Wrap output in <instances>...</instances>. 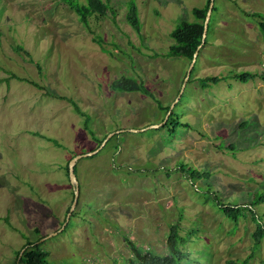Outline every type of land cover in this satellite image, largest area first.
I'll return each instance as SVG.
<instances>
[{
	"label": "rangeland",
	"instance_id": "374dc122",
	"mask_svg": "<svg viewBox=\"0 0 264 264\" xmlns=\"http://www.w3.org/2000/svg\"><path fill=\"white\" fill-rule=\"evenodd\" d=\"M108 2L87 26L62 0H0V264L31 242L47 264H138L130 242L165 254L173 224L182 264H264V200L251 205L264 192V34L252 14L264 19V0H214L184 87L191 60L167 55L170 32L205 0ZM121 76L152 95L113 89ZM208 76L218 81L202 85ZM167 106L175 133L171 120L153 126ZM92 150L76 161L64 224L67 161Z\"/></svg>",
	"mask_w": 264,
	"mask_h": 264
},
{
	"label": "trees",
	"instance_id": "16d2710c",
	"mask_svg": "<svg viewBox=\"0 0 264 264\" xmlns=\"http://www.w3.org/2000/svg\"><path fill=\"white\" fill-rule=\"evenodd\" d=\"M62 1L67 3V5H69V7H71L77 13L80 20L87 26H89V16L91 14H94L95 12L104 14L106 13V11H108V9H110L108 2L109 0H83V1L62 0ZM209 2L210 0H205L202 6L192 7L191 12L194 16L193 20L182 19L175 24L173 30L170 32L173 38V42L171 43L169 50L167 52L168 56H179L192 60L194 52L196 51L197 47L202 41L203 24L209 6ZM216 10H217V6L213 5L212 11L215 12ZM252 14L255 16H259V18H261L259 24L264 34V19H262L261 13L254 12ZM137 15H138L137 8L135 7V5L130 7L128 19L136 28L138 27L139 24ZM254 75L255 74L251 72H246L241 74L240 76L238 75L237 76L240 77L243 81H246L250 77H253ZM204 79L212 80L213 82L218 81V78H216L215 76L200 78V82H202V85H204V81H203ZM110 85L113 89H117V90L141 91L143 93L152 95L151 92L146 88V86H144V84L141 81H138L137 79L131 76H121L119 78H116L110 83ZM68 100L71 102L73 109L83 117L84 120L83 125L85 128L88 129L87 126L88 114H86V112L80 108V106L74 99L69 98ZM168 109L169 106H167L166 113ZM173 111L174 110H172L168 115L166 123H164V125H166L171 120L173 124L169 129V131L175 133L178 124L174 123L175 119H171L174 113ZM54 143L60 146V144L56 140L54 141ZM75 155L73 154L71 158ZM70 159H68L66 164V174L68 178H69L68 163ZM75 171H76V164H75ZM263 200H264V192L254 196V200L251 205ZM240 215H241V211L240 213H238V215L234 217V221H237ZM259 224L260 223H258L257 228L254 232L256 243L264 234L263 233L264 227L261 224L260 225ZM183 241H184L183 237L179 234L177 226L173 224L171 225V228L167 235L166 242H167L168 251L165 254H155L148 250L147 251L142 250L139 247H137L135 243L130 242V246L134 256L133 258L130 259V262L131 263L137 262L138 264H182V261H184L187 258V256H189L190 253L187 250H185L184 247L181 245ZM29 242H27V244ZM30 244H34V245L28 248L26 247V249L23 252V255L20 257L19 262L20 263L26 262V264H47V259H46L47 253L41 249H38V247L40 246L39 242L37 243L31 242ZM20 251H18V255ZM251 256L252 254H249L244 260H242L238 264H246L247 261L251 258ZM230 264H236V263L234 261H231Z\"/></svg>",
	"mask_w": 264,
	"mask_h": 264
},
{
	"label": "water",
	"instance_id": "95a60500",
	"mask_svg": "<svg viewBox=\"0 0 264 264\" xmlns=\"http://www.w3.org/2000/svg\"><path fill=\"white\" fill-rule=\"evenodd\" d=\"M213 5H214V0H210L209 2V6H208V9H207V13H206V16H205V19H204V24H203V36L202 38H204V36L206 35V32H207V28H208V22H209V18H210V14L212 12V8H213ZM197 53H198V47L196 49V51L194 52L193 54V58L191 60V63H190V66L186 72V75H185V78H184V81H183V87L185 85V82L186 80L189 78V75H190V72H191V68L194 64V60L197 56ZM175 102H173L171 104V108L174 106ZM170 109V108H169ZM170 110H168L167 114H166V117L164 118V121H162L161 123L159 124H154L153 126L154 127H158L160 125H162L166 120H167V117L168 115L170 114ZM95 152H97L96 150H92V151H88V152H84V153H79V154H76L75 156H73L70 160H69V163H68V174H69V179L72 183H74V197H73V201H72V204L69 208V212L67 213V216H66V220L64 222V224H66V221L69 219V216H70V212L73 210L77 200H78V195H79V184H78V180H77V176H76V173H75V164H76V161L83 157V156H88V155H92L94 154ZM49 235H47L46 237H48ZM45 239V238H43ZM42 239V240H43ZM25 248H22V250L20 251L18 257H17V263L16 264H19V260H20V257H21V254L23 252Z\"/></svg>",
	"mask_w": 264,
	"mask_h": 264
}]
</instances>
